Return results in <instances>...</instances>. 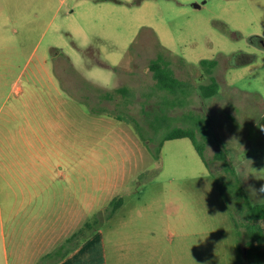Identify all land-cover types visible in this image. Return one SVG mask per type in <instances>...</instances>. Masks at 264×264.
<instances>
[{
	"label": "rangeland",
	"instance_id": "1",
	"mask_svg": "<svg viewBox=\"0 0 264 264\" xmlns=\"http://www.w3.org/2000/svg\"><path fill=\"white\" fill-rule=\"evenodd\" d=\"M39 1L0 0V34L9 43L14 28L20 40L18 9ZM48 2L58 9L42 36L32 35L29 50L13 41L7 53L0 49V106H29L35 125L46 114L48 137L74 158L80 202L90 203L86 215L103 213L98 227L110 264H136L139 234L164 235L182 225L208 238L202 261L246 264L228 244L229 234L225 246L217 243L225 225L235 227L214 180L226 174L215 154L223 150L251 202L264 203V0ZM158 53L184 91L156 84L148 64ZM202 59L217 60L218 90L208 97L199 90L210 82ZM174 126L195 129L208 165L189 137L166 139L158 152ZM116 197L122 204L107 214Z\"/></svg>",
	"mask_w": 264,
	"mask_h": 264
},
{
	"label": "crops",
	"instance_id": "2",
	"mask_svg": "<svg viewBox=\"0 0 264 264\" xmlns=\"http://www.w3.org/2000/svg\"><path fill=\"white\" fill-rule=\"evenodd\" d=\"M57 9L49 5L48 0L39 1L33 9H18L20 40L16 41L17 28L8 36L10 43L0 34V49L7 53L14 44L18 49L29 50L32 35L40 33L39 37L42 36ZM38 39L27 60L35 53ZM25 97L30 96L25 94L23 99ZM47 107L46 102L43 111ZM39 108L41 114V105ZM29 112L30 107L26 105L0 106V250L4 264H110L108 244L100 227L54 263L41 261L43 256L72 239L81 228V222L91 220L85 212L90 203L80 202L77 179L75 182L72 175L74 158L70 153H62L64 147L55 142L53 136L48 137L46 114L45 123L40 120L35 125ZM67 168L70 174L65 171ZM75 176L78 178L77 173ZM224 233L217 240L218 245L225 246L223 240L229 234L228 244L239 256L235 230L225 225ZM145 236L139 234L135 241L136 264H208L198 258L209 241L202 231L186 230L182 225L177 232L168 228L164 235Z\"/></svg>",
	"mask_w": 264,
	"mask_h": 264
},
{
	"label": "trees",
	"instance_id": "3",
	"mask_svg": "<svg viewBox=\"0 0 264 264\" xmlns=\"http://www.w3.org/2000/svg\"><path fill=\"white\" fill-rule=\"evenodd\" d=\"M200 63L209 74L210 82L207 84H201L199 90L202 96L208 97L215 94L218 90V83L212 74V69L216 65L217 60L202 59ZM148 67L152 72V76L155 79L156 84L160 88L171 93L184 91V81L175 75L174 70L170 65V61L162 54L158 53L155 57H153L149 61ZM116 90L124 93L127 92L125 87H119ZM107 96H109V94H107ZM134 124L137 125V122L134 121ZM139 134L143 140L146 139L141 130L139 131ZM179 137H189L199 156L202 158L204 163L208 165L204 152V142L197 137L196 131L193 127L186 128L174 126L168 129L159 141L158 152L164 140ZM215 157L223 161V169L226 172L225 175L214 176V180L220 195L228 206L237 235L236 239L239 251L244 254L246 264H264V203L251 202L248 194L240 184L235 168L230 164L228 159H226L225 152L223 150H219L215 154ZM121 204L122 197L112 199L111 207L107 214L115 211ZM102 214V211H99L94 219L85 222L79 231L74 233L72 239L70 238L66 240L55 250L43 256L41 261L54 263L59 260L71 247L76 246L94 229L98 228L100 220H102L100 219ZM86 230H88L86 234L79 236L81 232ZM242 240L244 248L241 249L240 242Z\"/></svg>",
	"mask_w": 264,
	"mask_h": 264
}]
</instances>
